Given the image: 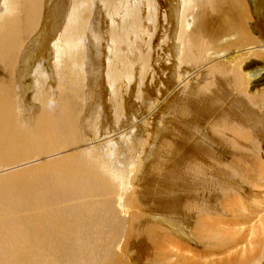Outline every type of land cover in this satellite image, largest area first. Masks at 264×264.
I'll return each mask as SVG.
<instances>
[{"label": "bare ground", "instance_id": "obj_1", "mask_svg": "<svg viewBox=\"0 0 264 264\" xmlns=\"http://www.w3.org/2000/svg\"><path fill=\"white\" fill-rule=\"evenodd\" d=\"M254 32L260 34L257 39ZM137 50L146 56L131 68L128 61L135 57L129 53ZM260 58L264 0H0V264H58L57 258L41 255L45 248L50 252L63 233H73V216L103 207V219L115 226L95 236L73 233L83 256L76 248L72 257L95 258L111 243V259L103 264H127V255L144 258L139 264L254 263L264 253L254 246L253 233L255 220L264 225L261 148L254 150L256 156L238 144L231 146L240 168L236 175L242 173L248 193L243 198L224 195V215L197 210V219L188 222L192 231L174 217L180 214L181 202L161 189L181 177L179 163L187 156L194 165L217 167L204 147H213L220 134L215 122L223 124L226 118L221 126L240 131V113L220 114L213 108L221 93L224 112L229 104L241 110L249 99L264 107L262 97L253 98L264 69L252 75L247 71ZM226 66L231 73L222 76ZM129 81L132 95L125 99L122 91ZM34 90L33 104H28L27 95ZM81 102L75 125L69 127L67 112ZM248 116V122L256 121L251 113ZM28 127L32 141L25 133ZM183 139L200 140L203 147L183 150L189 144ZM145 141L149 146L142 166L135 167V150L134 161L125 167V172L133 169L131 175L120 182L111 178L109 161L115 153L126 142L130 146ZM83 151L84 158L73 156ZM169 151L172 166L163 168ZM24 161L34 163L10 170ZM194 165L189 164L196 169ZM149 173L154 178L143 181ZM131 193L137 194L131 208L138 197L147 200L143 203L148 219L125 228L117 208L121 203L129 208ZM156 205H165L167 211L154 210ZM35 209L41 210L40 217ZM245 211L250 215L239 217ZM234 214L238 217L230 218ZM155 218L164 224L159 227L162 239L157 237L159 224L139 234ZM192 239L204 247L201 252L186 244ZM166 244L181 253L168 251ZM91 252L95 255L89 256ZM262 260L258 263L264 264Z\"/></svg>", "mask_w": 264, "mask_h": 264}, {"label": "rangeland", "instance_id": "obj_2", "mask_svg": "<svg viewBox=\"0 0 264 264\" xmlns=\"http://www.w3.org/2000/svg\"><path fill=\"white\" fill-rule=\"evenodd\" d=\"M211 12L213 13V9L211 8ZM210 18V17H209ZM258 19V18H257ZM259 20V19H258ZM251 31V29L249 30ZM258 34V35H257ZM252 36L255 37V39H257L260 34L254 32V34L252 33ZM125 50V53H127V50ZM141 53V56H140ZM131 58L135 57V60H129L128 63L130 64L131 68L133 67H137V65L139 64V58L140 57H145L146 53L144 52H139L138 50L135 51L134 54L129 53ZM246 59L248 60V56L246 57ZM264 59L260 58L259 60H253V62H251V66L247 67V71L250 75H252L255 71H259L264 69ZM252 61V60H250ZM45 68H47V70L50 72V68H48V64L45 66ZM231 73V70L227 68L226 66V70L221 72L222 76H229ZM30 81H32V78H30ZM218 80H216L217 82ZM255 81V80H254ZM255 84V82L251 84V86H253ZM257 89L255 88L254 90V95L253 98L256 101H259L260 98L262 97V100L264 101V79L261 80L260 83H258L257 85ZM128 89L125 91H122V95L125 99H130L131 98V92L133 90L132 88V82L129 81L128 82ZM233 89L237 90L238 88H235L233 85ZM33 92V93H32ZM36 91H29L28 95H27V103L28 104H33V100L35 99V95ZM224 94L221 93L220 94V98H219V102L216 104L215 108L216 110H218V112L220 114L223 113H228L231 114L232 116H237L238 114L239 117L242 119V122L240 124V131L237 130V128L235 127H230L232 125H230L227 128H224L221 125H225L227 124V119L224 118L223 124H219L218 122L216 123V126L221 130L219 136H216L214 138H216L215 142H214V146L210 147L208 145H204V147L206 149H208L211 152V155L213 157L214 163L217 167L222 168L221 170H216L217 167L215 168H210V167H202L200 164L198 165H194L193 161L190 160L191 156H187L185 157L180 163H179V167H181L180 169V175L181 177L174 183L171 185H164L162 187V191H166L169 193V195H173L174 197H176L180 202H181V208H180V214H177L176 218L181 219L182 223H184L186 226H189L188 222L192 221L194 222L197 219V215L195 214L196 211H211L213 212V214H219V215H224L226 214V212L224 211L225 208L222 206L221 203V199H224V195L227 196H231L233 193H237L236 197L238 198H243L244 195L246 193H248L247 189L248 187L245 185L244 182V177L241 173L240 176L236 175V172L238 169L236 166L237 160L236 158L232 157L231 154V146L233 144H238L240 146V148H242L245 152L251 153L252 155H256L254 150H259V148H261V151H264V107L255 103L254 100L249 99L248 103L242 105L241 110H237L235 108H232V105H227L228 109L226 110V112H224L223 110H221V101L224 100ZM34 98V99H33ZM84 102L81 103H75L74 106L72 107L70 112H67V121H68V125L69 127H72L73 125H75V121L73 120L74 117H76L79 114V108L82 107ZM77 104H79V108L76 106ZM96 108V107H95ZM97 110V109H96ZM236 113H233V112ZM248 113H251L253 115V117H256V121H251L248 122L247 118H245L246 116H248ZM66 117V115H65ZM213 119L215 120V117L212 116ZM259 117V118H257ZM235 121V119L233 118V122ZM260 121V122H258ZM96 122V121H94ZM93 122V123H94ZM226 129V130H225ZM62 130V129H61ZM183 129H181V134L183 133ZM25 133L27 134V138L32 141L31 135H32V129L30 127L27 128V130L25 131ZM188 133V132H187ZM181 136L179 135L178 137L174 138L171 143H170V147H172L175 143V141L177 140V138H180ZM185 141H188L189 144L186 145L183 150L189 149V148H194L197 146L203 147L202 142L200 140H196V139H183ZM86 143V141H84V144ZM263 143V144H262ZM262 144V146H261ZM127 142H126V146L123 150H118L115 155L114 158L109 161V165L110 167L113 169V174H110L111 178L114 176V180L116 182H120V180H123L124 178L128 177L129 175H131V172L133 169H131L130 172H125V167L126 164L129 160L134 161L135 158V153L134 151L137 150V157H136V164L135 167L140 168L142 166V157L146 154V150L149 146V142L145 141L141 144H136V145H130L128 146ZM260 151V152H261ZM78 155V157L80 158H84L86 153L83 151L82 154L79 152H75L73 153V156ZM169 156L165 158V161L163 163L164 167L163 168H167L172 166L170 163L171 160V152L169 151ZM257 156V155H256ZM147 157H149V161H152V157L149 156V153L147 154ZM43 158V159H42ZM40 160H44L46 159V157H42ZM37 162V160H34V162ZM27 162V161H24ZM20 163L21 166H19L20 164L16 165V167L14 166L13 168H10V170H18L20 168H22L23 166L26 167L34 162L28 161L27 164L26 163ZM176 162V161H175ZM240 162H242L240 160ZM30 163V164H29ZM189 164H192L194 166H197L196 169L192 168L189 166ZM209 165V164H208ZM20 167V168H19ZM7 171H9V169H7ZM197 172V176H194V173ZM3 173V172H2ZM162 170H160L158 172V174H161ZM134 175V173L132 174ZM136 176H140L139 173H135ZM213 176L215 177L216 181L212 180L210 177ZM154 178V176H152V174H148L144 179H149V178ZM196 177H201V180L198 182L196 179ZM112 180V179H111ZM113 180V181H114ZM204 180H209L210 185H207ZM114 181V183H115ZM142 181V182H143ZM148 182V181H146ZM145 182V184H146ZM116 184V183H115ZM234 184V185H233ZM142 186V185H141ZM220 187L222 189H224V192H222L220 190ZM137 194L135 193H131V195L128 197V202H129V208L124 204H118V217L120 219V221L122 222L123 226L125 228H135L138 225H141L142 222L146 219H148V212L149 209L144 205V200L142 197H138L136 203L134 204V207H130V205L132 204V201L134 200V198L136 197ZM166 197H163V199H165ZM86 210L88 209V206L84 207ZM93 208V207H92ZM154 210H160V211H167V207L165 205H156ZM36 211V216L40 217L41 216V210L40 209H35ZM107 212V208L103 207L101 210H95L93 212H91L90 214L86 215V216H73L72 218V222L73 225L71 226V231L77 235L79 234H83L85 236H95L98 232H101L103 230H108L111 229L115 226L114 222H111L109 219L104 220L103 219V215H105V213ZM133 213L130 217H128V213ZM35 212H33L34 214ZM167 213L162 214L159 218H163L162 216L166 215ZM245 215H250V213L248 211H245L243 213L239 214V217L243 218ZM230 217V216H229ZM236 217H238L237 214H234L232 217V219H235ZM175 222H179L178 220H176ZM255 223V227H254V239L258 242L254 241V246L259 248H261L262 253L264 252V245H260V244H264V225H262L261 223H258V220L254 221ZM158 226V230L157 233H159L158 235L161 236H157L159 239H162L164 232H160L161 228H164V224L160 221V219L155 218L154 220H151L150 224L147 227L142 228L139 231V234H141V231L143 229H151L154 227V225ZM178 225V224H176ZM167 227V229L172 228V226L170 224H166L165 225ZM160 227V229H159ZM176 227V226H175ZM190 227V231H192V225L189 226ZM256 228V229H255ZM242 229L244 230V227H242ZM243 230L241 232H243ZM70 233L69 230H67V232L63 233L60 236L59 239V244L58 245H52V249H51V254L49 252L50 248H45V254H41L43 257H53L55 260L57 258L56 261H58V264H103L104 261H107L108 259H111V256H109V250L111 247V243L108 245V249L107 251H103L100 254L96 255L95 258H87L86 256H84V258L81 260L79 258H77L78 256H83L82 254V249H80L81 245L76 237L75 234ZM161 233V234H160ZM262 234V235H261ZM175 237L181 240V237H179L178 235H175ZM256 237V238H255ZM56 238V237H55ZM180 240H178V242H180ZM260 241V242H259ZM180 246L182 245V243H179ZM189 248L194 251V252H201L204 247L198 242V240L196 239H192L190 240V242L186 243ZM249 244V243H248ZM78 248L80 253L77 257H72L70 255L71 251ZM241 248V245H239V247L237 248V250L235 251H239V249ZM55 249H57V252H54ZM61 249V251H59ZM105 249V247H104ZM166 249L168 251H172L174 253H178L180 254L181 251H177V249L171 247L169 244H166ZM249 249H251V247H249ZM59 251V252H58ZM133 251V248H130V252ZM260 251V252H261ZM48 253V254H47ZM60 253V255H59ZM50 254V255H49ZM55 254V255H54ZM264 254V253H263ZM261 254L262 259H260L261 257L256 256V258L254 259V263L251 264H259V260L264 261V255ZM49 255V256H47ZM52 255V256H51ZM91 255H95L94 252H91V254H89V256ZM190 256H193V253L189 254ZM59 256V258H58ZM239 256H242L241 254ZM260 256V255H259ZM151 260H153L155 258L154 254L150 255ZM101 259V260H99ZM127 264H139L140 261H143L144 258H141V260H136L133 257H128L127 255ZM244 259V257L242 258ZM175 261V260H174ZM257 261V263L255 262Z\"/></svg>", "mask_w": 264, "mask_h": 264}]
</instances>
